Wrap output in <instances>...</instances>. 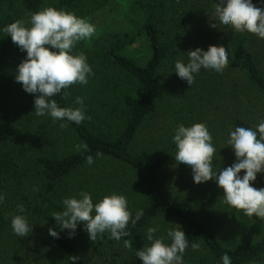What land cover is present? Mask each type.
I'll list each match as a JSON object with an SVG mask.
<instances>
[{
    "label": "trees",
    "instance_id": "16d2710c",
    "mask_svg": "<svg viewBox=\"0 0 264 264\" xmlns=\"http://www.w3.org/2000/svg\"><path fill=\"white\" fill-rule=\"evenodd\" d=\"M48 1L16 0L10 5L15 13L0 19V194L11 190V182L24 191L19 162L21 136L4 112L9 111L17 85L16 68L26 55L17 46L10 51L5 49L7 38L11 40V37L2 29L16 20L27 21L30 13L43 10ZM80 1L59 0V4L68 8L84 7L86 4ZM216 2L219 0L135 1L127 15L131 25L137 27L133 33L106 32L79 48L78 52L86 55L94 73L88 83L77 91L78 94L86 90L89 92L88 96H81L87 118L79 125L69 122L67 127L61 128L62 121H54L46 115L43 124L40 123L42 118H37L39 125L34 129L41 136L36 141L39 150L30 156V173L35 172L36 185L30 181L33 192H21L23 202L19 205L25 208L22 214H28L30 220L33 219L30 225L37 222L42 226L34 228L30 234L28 264H72L70 256L80 257L77 264L88 263L82 243L78 240L79 225L70 238V230H61L59 222L52 216L63 211L62 201L65 198H78L81 191L97 193V187L105 186L103 181L112 188H117L116 181L122 185L124 194L119 191L126 197L133 217L138 209L144 212L135 226L129 223L126 230L130 235L120 241L110 239L108 233L110 244L124 246V240H130L131 247L127 249L136 256L137 250L150 243L146 239L149 227L158 225L155 238L164 237V242L170 244L167 230L180 225L189 241V247L183 254L184 264H222L224 254L229 255L231 264H264V233L242 249L223 243L204 221L211 216V211L207 209L202 195L195 197L185 193L173 196L164 190L162 175L172 164L174 153L162 151L155 155L164 143L149 145L145 151L137 147L142 130L147 123L153 122L159 112L167 110L170 116L178 117L186 125L182 111L188 107L185 104L193 101L201 106L207 103L219 112L222 108L224 111L228 109V104L232 103L234 111L228 116L231 129L236 126L256 128L258 121L253 116L264 112V39L248 32L211 28L210 23L216 19H212L210 12H215ZM90 3L96 10L106 8L109 0H92ZM253 4L264 7V0H253ZM259 42L261 50L256 52L252 44ZM209 46L228 50V66L220 74L202 68L191 87L186 81L178 79L174 72L175 61L187 63L189 50L200 48L206 51ZM171 79L178 81L169 91L168 82ZM170 96L175 98L173 104L167 103ZM53 99L60 107H80L75 104L70 87ZM163 102L168 105L163 106ZM2 104L5 105L4 110ZM31 115L34 116V113ZM42 141H45V148ZM78 144H86L87 150H77ZM97 153L102 155L97 157ZM89 155L95 160L93 165L86 163ZM100 164L102 167L96 180L93 173L84 176L87 170ZM110 165L118 167V172L108 170ZM36 172L39 174L37 181ZM90 183L92 186L97 184L94 190ZM252 186L260 188L254 183ZM222 203L221 209L226 210L229 223L253 228L256 232L261 224L258 217L246 216L243 211L228 208ZM238 217L240 222H236ZM11 219L0 213V237L8 235L5 233L9 227L11 229ZM49 228L58 231L59 238L51 237ZM193 242L200 245L198 251L192 250ZM9 249H14L13 242L5 251ZM123 264L143 262L138 260Z\"/></svg>",
    "mask_w": 264,
    "mask_h": 264
},
{
    "label": "clouds",
    "instance_id": "9594fccd",
    "mask_svg": "<svg viewBox=\"0 0 264 264\" xmlns=\"http://www.w3.org/2000/svg\"><path fill=\"white\" fill-rule=\"evenodd\" d=\"M215 14L217 20L210 23L211 28L248 32L264 39V7L255 6L253 0H219L215 3ZM2 31L26 54L16 68L15 81L21 84L25 93L34 95L32 113L62 121L61 128L67 127L69 122L81 124L87 118L83 98L76 97L75 104L80 107L73 108L60 107L53 97L74 84L88 83V77L93 73L86 55H73L72 52L77 43L93 37L95 26L73 12L47 7L30 13L27 21L16 20L8 24ZM187 56V63L175 61L174 72L190 87L202 68L220 74L229 63L228 50L220 46H209L206 51L200 48L189 50ZM172 142L176 146V166L183 165L191 170L193 184L214 181L223 192V203L243 211L246 216L264 219V188L252 186L257 174L264 173V120L255 129L236 126L229 131L227 144L233 150L236 161L222 170L213 169L216 149L206 125L194 123L186 127L180 124L174 130ZM76 148L86 151L87 145L78 144ZM101 155L97 153V157ZM86 163L93 165L95 160L89 155ZM78 195L79 198H65L62 201L63 211L52 216L59 222L61 230H70V238L77 226L82 224L92 241L105 232L110 234V239L120 241L130 235L126 230L129 223L135 226L144 215L143 209H138L133 217L126 197L120 194L105 196L95 203L89 192L81 191ZM4 199V195L0 194V204ZM17 211L21 214L12 217L11 229L16 236L26 237L32 225L22 214L25 212L23 205H18ZM158 230V225L147 229L146 239L150 243L137 250L136 257L143 264H184L183 254L189 247V241L181 226L167 230L170 244L164 242V237L155 238ZM48 232L51 237L59 238L55 229L49 228ZM124 246L130 248L131 241L124 240ZM191 248L198 251L200 245L193 242ZM69 258L72 264H77L80 259L79 256ZM221 259L222 264H231L229 255L224 254Z\"/></svg>",
    "mask_w": 264,
    "mask_h": 264
},
{
    "label": "rangeland",
    "instance_id": "374dc122",
    "mask_svg": "<svg viewBox=\"0 0 264 264\" xmlns=\"http://www.w3.org/2000/svg\"><path fill=\"white\" fill-rule=\"evenodd\" d=\"M15 1L16 0H0V19L2 17H6L9 14L15 13L16 10L10 7L11 3H15ZM91 1L92 0L80 1L81 3L86 4L81 8H68L62 7L59 4V0H49L44 7H53L57 10L73 12L78 17L87 19L88 22L95 26L96 31L93 37L89 40H83L77 43L73 49V55L80 54V52H78L79 48L86 46V44L90 43L92 39L98 38L100 35L106 32L119 31L133 33L137 29L136 26L131 25L127 19V15L129 12H131L133 3L138 0H109L106 8L96 10L92 9L90 3ZM16 7L17 5L15 4V8ZM210 13H212V19L217 20L215 12ZM7 39L8 44L6 45L5 49L10 51L11 48L16 47V45L12 42V40L9 38ZM253 46L254 48L256 47V52H258V49L261 50L260 42L256 43L255 45L252 44V47ZM14 58L15 56L10 58L8 62ZM93 76L94 73L88 77V80H90V77ZM177 78L180 79L178 76ZM178 79H171V81L168 82V86H170L169 91H171ZM80 88H83L80 84H74L70 86V90H72L73 97L75 99L77 96L81 97L89 95L87 90L85 93L78 94L77 91ZM34 98L35 97L33 94L25 93L21 84L17 83L11 97L9 111H3L5 117L11 119L14 122L16 132L21 136L22 141L19 145L21 148V152L19 153V162L21 165V174L23 176L22 179L24 181V191H27L28 193H30V191L33 192V190L30 188V181L33 182V185H36L35 172L32 171L30 173V156L33 155V152L39 150L36 141L41 139L39 133H37L34 129H36V126L39 125L37 118H42L40 121L42 124L43 121H45V116L38 117L35 114L34 116L31 115L34 111ZM169 99L170 100L167 103L173 104L175 102V98L173 99L172 96H170ZM262 103H264V101H262ZM188 104H185L188 107L184 108L182 111L183 118L186 120V125L183 124L182 120H178V117L174 115L170 116V112L167 110H165V112H159L153 122L151 121L150 123H147L146 127H144L142 130L138 137L137 147L145 151L148 149L149 145H162V143H164V145L161 146L162 149L158 148L161 151L155 155H158L162 151H172L174 156L176 152V146L172 142V137L174 135L175 128L180 124L190 127L194 123H202L206 125L210 131L212 135V143L216 149L213 155V169L218 170L221 168L222 170L223 168L231 166L236 161V157L231 147H229L227 144V139L229 131L232 130L229 126L228 116L232 111H234L232 107L233 104H228L229 108L225 111L224 108H222L221 112L214 110V108L211 109L210 105L207 103H204V106H201L200 103L194 101ZM162 105L166 106L168 104L163 102ZM4 108L5 105L2 104V110H4ZM176 109L179 110L180 107L176 106ZM255 115L256 116L253 117H255V119L258 121V123H256L257 126L261 120H264V112L257 113ZM42 145L45 148V141H42ZM166 145H169V147L166 148ZM110 166H108V170L118 172V167L114 165L111 167ZM101 167V164L98 166H93L87 170L84 176L88 177L93 173V177L96 180L97 175L99 174V168ZM30 174H32L31 178ZM243 174V172L240 173V175ZM38 176L39 174L36 172V181ZM162 181L163 188L169 195L174 196L175 194L178 196L179 194L183 195L185 193H190L195 197L196 195H202L203 199H205L206 204L208 205L207 209L211 211V216L205 218L204 221H206L207 224L212 227L219 239L228 246L242 249L250 241L257 240L263 235L264 219L257 218L261 224L258 226L256 232H253V228L250 229L248 227H237L235 223L234 225L229 223L226 210L224 208L221 209V202H223V192L217 187L216 183L214 181H208L199 185L193 184L191 170L183 165L176 166L174 159L172 164L163 172ZM100 183L101 182H98L97 184ZM102 183L105 184L104 187L99 186L97 187V193H91V195L96 194V196H92L94 203L99 202L105 196L112 194H124L122 185L119 182H115L117 188H112L107 182L103 181ZM253 183L260 188H264V173L257 174V179ZM11 184V190L2 193L5 197L3 204H0V213L2 216L6 215L7 217H13L14 215H17L19 213L17 211V206L20 204V202H23L21 199V192L24 191L19 189V187L14 182H11ZM90 186L92 189H95V186H92V183H90ZM181 186L183 187L181 188L180 192H178ZM189 187L191 188L189 189ZM119 190H121L122 193ZM77 197L79 198V196ZM222 205L224 206L225 204L222 203ZM6 209H9V211ZM26 217L29 223H32L33 219L30 220V215L27 214ZM240 221L241 219L238 217L236 222ZM31 225L32 230L26 237L16 236L10 227L8 228L7 233H5L8 235L0 237V264H28L27 256L30 255V234L33 233L34 228L37 227L40 229L42 226L37 222H34V224ZM107 234L108 232H105L102 237L98 236L95 241H92L89 239L87 232L83 230V225L79 224L78 240L80 243H82L84 257L85 260L88 261L87 264H123L124 262L128 261L132 263L138 262L139 258L130 253L129 250L123 245L110 244ZM25 238H27V240ZM12 242L14 249L5 251L6 248L10 247Z\"/></svg>",
    "mask_w": 264,
    "mask_h": 264
}]
</instances>
